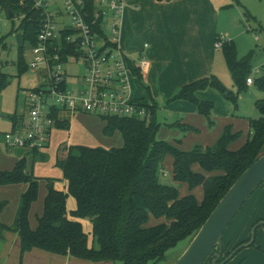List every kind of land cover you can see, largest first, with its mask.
<instances>
[{"label": "trees", "instance_id": "trees-1", "mask_svg": "<svg viewBox=\"0 0 264 264\" xmlns=\"http://www.w3.org/2000/svg\"><path fill=\"white\" fill-rule=\"evenodd\" d=\"M32 3V0H23L22 3L20 0H0V12L6 14L12 26L14 20H19L16 31L20 32V70L28 68L25 54L35 45L41 27L40 14L33 9ZM86 10L89 20H92L93 0H86ZM99 24L100 20L93 31L104 38ZM221 50L235 92L227 90L220 80L211 76L182 88L173 97V100H185L194 104L198 114L204 116L209 124L214 105L198 100L194 95L196 91L213 88L236 109L239 95L248 89L245 80L250 74L248 57L238 59L233 42L224 43ZM128 63L133 75L141 83L140 71L131 62ZM5 84V77L0 74V88ZM141 85L146 89L143 83ZM253 85L258 91L264 92V76L256 79ZM254 105L260 117L250 120L247 140L237 151L230 150L229 145L240 134L233 133L230 127H226L216 143L206 149L197 146L193 150L183 151L160 140L155 103L147 105V120L137 117L97 116L104 123L103 135L112 137L119 133L122 145L110 149L83 145L61 147L58 153L63 152L64 157L59 158L58 163L63 172L66 191L57 189L53 180L47 181L43 211L37 218L36 228H31L29 224L30 207L37 199L39 183V179L32 173V165L46 160L43 150L47 145L41 150L14 149L18 160L12 171H0V187L24 184L26 189L20 195L12 225L0 223V238L6 232L16 234L19 238L20 257L33 250H40L87 263H164L166 252L183 240L191 241L238 177L264 154V99L257 100ZM64 113L54 111L55 129L69 130L70 115L64 116ZM23 122L22 117L13 118L12 130L22 127ZM2 142L4 143V135L0 134V143ZM168 155L174 159L172 186L161 182L162 163ZM194 165H198L205 173L217 175L206 177L195 173L192 170ZM181 184L187 185L190 192L201 186V202L192 193L180 198L178 188ZM69 197L76 202V209L73 211L67 209ZM1 207L3 205H0V210ZM150 216L155 219L165 218L167 223L146 227ZM84 219H89L91 223V243L81 224ZM263 222L264 220L255 222L250 232L255 228L256 233ZM250 238L251 233L229 254H226L228 246L223 244L222 256L217 264L246 244ZM254 243L250 247H254ZM213 258L215 257L211 254L206 262L211 263Z\"/></svg>", "mask_w": 264, "mask_h": 264}, {"label": "crops", "instance_id": "crops-1", "mask_svg": "<svg viewBox=\"0 0 264 264\" xmlns=\"http://www.w3.org/2000/svg\"><path fill=\"white\" fill-rule=\"evenodd\" d=\"M225 9V5H220L217 0L123 1L119 47L133 66H138V61L144 54L148 61L146 69L137 68L140 71L141 83L146 89L141 88L140 81L133 75L130 78L131 95L134 99L157 105L155 118L160 126L158 138L183 151L193 150L197 146L202 149L212 147L226 127H230L232 132H239L241 136L242 132L238 128L243 125L242 130L247 132L243 142L231 148V144L236 142L239 136L229 145L230 150L237 151L245 144L250 131V119L237 115L239 102L236 109L228 100L229 105L225 104L219 96L220 93L213 88L198 90L194 94L198 100L214 105L210 113V124L204 116L198 114L196 106L191 102L173 100V97L186 86L211 76L223 82L224 78H227L222 50L215 47L218 38H224L234 45L236 42L228 33L226 24H223L224 17L221 18V13ZM144 44L148 45L146 52H142ZM132 80L140 91L139 96L133 94ZM103 127L104 123H100L101 133L97 134V141L104 142L100 138L101 135L104 136ZM114 135L118 137L115 144L106 143L104 145H109L108 147L101 146L107 149L112 145L120 147L122 138L119 133ZM69 139L72 142L71 134ZM15 157L18 160L16 155ZM173 162L174 159L168 155L162 163L161 182L171 186L174 185ZM4 170V167H0V171ZM192 170L206 177L217 175L205 173L198 165H194ZM56 188L61 190L57 184ZM178 191L180 198L192 193L199 202L203 199L201 186L190 192L187 185L181 184ZM243 211L244 214L241 215ZM260 220H264V183L248 199L228 228L223 237L224 246L231 248L245 241L250 236L251 226ZM82 222L83 220L81 224ZM163 223H167L165 218L155 219L150 216L146 227ZM0 241H2L0 264H111L81 262L69 256H54L40 250H33L20 257L19 238L16 234L6 232ZM231 260L226 264H231Z\"/></svg>", "mask_w": 264, "mask_h": 264}, {"label": "built area", "instance_id": "built-area-1", "mask_svg": "<svg viewBox=\"0 0 264 264\" xmlns=\"http://www.w3.org/2000/svg\"><path fill=\"white\" fill-rule=\"evenodd\" d=\"M57 1L62 12L49 0H32L33 9L40 14L41 27L35 45L28 49L25 57L28 69L39 75L40 82L28 93L23 126L4 135L8 149H43L55 129L54 111L70 116L80 113L149 118L150 104L131 95L133 73L128 65L131 61L119 47L124 0H93L92 20L87 14L86 0ZM107 13H112L110 24L106 21ZM99 20L101 31L105 32V26H109V38L105 33L104 38L99 37L93 31ZM226 42L218 38L215 47L221 49ZM143 47L142 52H145L148 45ZM70 51L75 53H68ZM78 61L84 65L83 73L72 78L75 86L70 88L66 66ZM133 67H148L145 54L138 66ZM246 83L252 85L253 79L248 78Z\"/></svg>", "mask_w": 264, "mask_h": 264}, {"label": "rangeland", "instance_id": "rangeland-1", "mask_svg": "<svg viewBox=\"0 0 264 264\" xmlns=\"http://www.w3.org/2000/svg\"><path fill=\"white\" fill-rule=\"evenodd\" d=\"M49 1L54 2L58 10L62 12V8L57 0ZM217 1L220 5H225L226 7L221 13V18L224 17L223 24H226L228 33L236 40V42L233 41L235 42L237 58L244 59L248 57L250 74L247 75L245 80L252 78L254 84L256 79L264 76V0ZM111 15L112 13H107V24H110ZM18 24L19 20H14V26H12V23L7 19L6 14L0 12V74L5 77L6 81V84L0 88V134L3 135L12 131L13 118L22 117V120L25 121L28 93L32 89L38 87L40 82V77L37 73L32 72L28 68L25 70L19 69L18 37L20 32L16 31ZM104 33L108 38L110 37L108 25L105 26ZM25 61L28 63V58L25 57ZM83 69L84 65L82 61H78L77 63L70 62L66 66L70 88H74L75 86L72 78L74 76L82 75ZM225 71L227 73V78H224V82L221 79L220 80L227 90L235 92V87L231 76L229 75V71L228 69H225ZM131 84L134 96H139L140 91L133 80L131 81ZM219 96L221 100L225 101V104L229 105L228 101L222 94H219ZM262 99H264V92L258 91L254 85L250 86L238 97L239 109L236 111L237 115L247 120H257L260 115L254 104L257 100ZM66 115L68 114L64 113V116ZM94 118L96 120H94ZM100 123L103 124V121L95 115H72L69 130L54 129L52 131L47 143V148H44L43 150V153L46 155V160L37 161L32 165V173L39 179V183L37 199L32 203L29 212V224L31 228H36L37 218L42 215L47 181L53 180L58 188L66 191V187H64L65 180L63 178V172L58 163V159L63 158L64 154L63 152L58 153V150L65 145H85L88 147H102L107 149L105 147H108L109 145L104 144H115V142L118 141V137L115 135V137H104L101 135L100 138L104 142L97 141V134L101 133L99 131ZM242 126L243 125H241V127ZM241 127L238 129L242 132V135L236 142L231 144V148L234 145L243 142V139L247 135L246 130H242ZM70 134L72 135V142L69 139ZM113 147L116 146H110V148ZM12 151L13 150H7L3 142L0 143V167H4V172H10L14 169L17 159L14 151ZM166 183L169 184L168 182ZM25 187L26 185L24 184H10L0 187V205H3L0 210L1 224L6 226L12 225L19 204L20 195L25 190ZM67 209H76V202L72 197L67 199ZM243 214L244 211L241 215ZM82 226L89 237V242L91 243V223L89 219H84ZM254 242V247H245L238 254L236 253L231 260V264H238L240 261L242 264H264V225L257 229L254 235ZM1 243L2 241H0V246ZM189 243L190 240H183L174 248H170L165 254L166 261L161 264H174L188 247ZM95 247L97 246L95 245ZM234 247L235 246H232L231 248L227 247L226 254H229ZM216 254L217 251H214L212 257H215ZM226 254L223 256H226ZM111 264L123 263L116 261ZM205 264L208 263L206 262Z\"/></svg>", "mask_w": 264, "mask_h": 264}, {"label": "water", "instance_id": "water-1", "mask_svg": "<svg viewBox=\"0 0 264 264\" xmlns=\"http://www.w3.org/2000/svg\"><path fill=\"white\" fill-rule=\"evenodd\" d=\"M263 183L264 154L255 160L228 189L174 264H204L214 251H217V254L211 264H217L223 252L222 236L243 205ZM262 224L264 225V222ZM254 229L251 230L250 240L219 264H226L240 249L250 247L254 242Z\"/></svg>", "mask_w": 264, "mask_h": 264}]
</instances>
